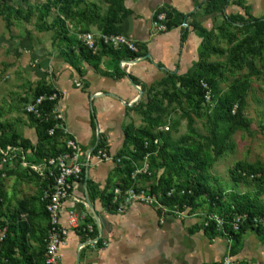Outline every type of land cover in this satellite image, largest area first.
Instances as JSON below:
<instances>
[{
	"label": "crops",
	"instance_id": "1",
	"mask_svg": "<svg viewBox=\"0 0 264 264\" xmlns=\"http://www.w3.org/2000/svg\"><path fill=\"white\" fill-rule=\"evenodd\" d=\"M238 1L231 0L225 14L242 13L236 7L245 3ZM123 4L127 13L116 27L137 42L136 56H125L116 62L96 50L99 58L94 67L79 55L78 43H73L77 37H70L66 49L67 54L72 52V58L68 59L67 54L63 59L55 57V65L52 58L47 60L43 55L40 61L55 73L53 87L59 93L56 108L64 135L75 139L82 151L98 141L114 156L133 150L125 142V128L144 125L140 124L142 118L134 105L146 101L149 89L160 88L167 74H187L199 59L202 37L187 23L194 18L203 28L214 32L215 24L223 20L221 13L206 7L205 0H123ZM245 5L251 12V6ZM158 8L187 15L186 25L181 22L162 31L153 30L152 19ZM90 26L94 28V24ZM91 32L97 33L96 27ZM119 178L116 164L102 161L90 165L84 176L73 182L71 196L62 206L61 221L66 223L67 213L73 207L79 223L94 224L96 234L71 230L59 249L61 264H207L218 262L227 254L237 261L264 262V241L255 232L248 230L238 242L230 243L219 230H206L203 213L200 215L196 208H190L188 216L177 217L155 205L139 202L129 204L122 212L108 207L104 195L120 183ZM74 198L79 201L74 202ZM95 215L102 222L98 223Z\"/></svg>",
	"mask_w": 264,
	"mask_h": 264
},
{
	"label": "rangeland",
	"instance_id": "2",
	"mask_svg": "<svg viewBox=\"0 0 264 264\" xmlns=\"http://www.w3.org/2000/svg\"><path fill=\"white\" fill-rule=\"evenodd\" d=\"M238 2L249 4L252 8L251 14L255 17L264 15V0ZM44 3L45 0H10L6 5L0 3V134L9 138L14 133L20 138L26 136L32 139L33 142L29 140L31 146H19L24 152L25 162L29 164L38 163V155L50 151L47 142L39 144L34 136V121L28 118L25 110L26 104L35 97V92L41 85H50L55 90V73L40 61L46 55L47 60L52 58V62L56 63L53 60L55 57L63 59L68 53L66 45H69L70 37H77L78 40H73L76 44L82 33L95 30V24L91 28L80 19V10L88 7L103 14L108 6L107 0H69L67 7L52 4L44 10ZM15 9L21 10L23 15H17ZM236 9L241 14L244 13L242 7L237 6ZM222 21L215 24V31L208 36V49L202 50L203 60L218 67L212 76L215 93L211 89L213 95L210 100L205 99L196 110L184 97H180L177 103L166 104L162 101L166 107L163 118L173 139L188 134L186 115L192 117L193 128L197 134L209 135L211 123L208 117L213 114L217 97L232 84L246 81L244 98L236 102L235 112L239 109L249 125L245 129L234 131L231 147L223 150L206 168L207 183L221 194L224 204L230 202L234 193H248L264 212V182H259V172H254L239 182H235L230 174L237 162L264 169V40L259 42L251 31L236 26L227 27L229 35L227 32L222 33L218 31ZM96 30L99 32L97 28ZM241 42L238 51L232 54V47ZM210 48L213 50H209ZM232 55L234 60L231 59ZM159 89L156 88L154 93H159ZM58 113L55 105L51 116L54 118ZM142 123L143 119L140 124ZM66 138L64 135L58 139L57 146L65 147ZM19 140L16 142L19 143ZM204 150L211 153L210 148L204 147ZM17 151H10L7 162L0 163L1 220L14 225L16 234L19 230H24L25 253L30 255L40 249L39 240L45 232L46 220L41 213V181L32 170L20 164L21 158ZM162 172V169L154 171L150 175V181L160 179ZM176 174L171 173L173 181H184L183 176ZM196 209L203 215L205 211L212 212H209L210 205L206 197ZM215 209L216 207L213 208ZM257 220L264 222V217ZM259 240L263 242L264 238ZM240 263L264 264L249 260H242Z\"/></svg>",
	"mask_w": 264,
	"mask_h": 264
},
{
	"label": "trees",
	"instance_id": "3",
	"mask_svg": "<svg viewBox=\"0 0 264 264\" xmlns=\"http://www.w3.org/2000/svg\"><path fill=\"white\" fill-rule=\"evenodd\" d=\"M10 0H0L2 5H6ZM26 2L27 0H20ZM69 0H45L44 10H47L50 5L56 6L62 5L68 6ZM108 6L103 14L92 11L86 7L78 12V16L85 24H95L100 33H120L116 27V23L119 21L122 15L127 13L124 7L123 0H107ZM206 7L211 10L217 11L223 15V21L220 32L229 35L227 27L236 26L237 28L247 29L252 32L259 42L264 40V15L261 17H255L250 12V7L245 4H240L244 9V13H229L225 14V8L230 5L231 0H205ZM65 11L68 9H64ZM94 10V9H93ZM163 10L167 14V21L165 22L166 28L171 27L174 24L187 23V15L181 13L166 11L164 8H158ZM15 13L22 16L23 13L19 9H15ZM24 17V16H23ZM192 26L193 30L202 37V45L199 52V61L196 68L184 75L167 74L162 80L159 93L155 88L148 90L146 101H140L134 105V108L138 111L141 118L144 121V125L135 127L128 125L125 128V142L130 144L133 150L130 152H124L117 154L116 157H120L121 161L116 164V172L120 175L119 181L115 185H121L127 187L131 184H138L140 181H150V175L154 171L162 169L160 179L157 181H150L147 185L151 193H159L161 202L167 205L169 208L174 206L182 209L183 205L191 209H195L200 206L201 200L206 197L207 203L210 205L209 212H215L226 221H231L234 215H245V219L239 224L237 232L232 231L230 226L224 224V230L230 235L231 241L235 244L239 238L248 231L253 230L260 238H264V222H260L261 216L264 217V212L261 206L257 205L255 199L248 193H234L231 195L230 202L223 203L222 196L216 189L207 183L206 168L210 166L215 157L219 156L223 150L231 147V137L234 131L237 129H245L249 125V121L243 117L240 111H233L234 105H237V101H242L246 92L247 83L242 81L240 83L232 84L227 91L217 97L216 104L214 105V111L212 115H209L210 119V132L209 135L197 134L193 128V119L190 115H186L187 123V135L179 136L177 139H173L170 133L169 126L164 121V114L166 107L162 101L166 104L173 102H179L180 97H184L196 110L205 101V88L202 87L201 81L205 82L210 90L211 97L213 92L215 93V83L212 81V76L216 66L209 64L203 60L202 50L206 47V40L212 31L203 28L194 18L191 22L187 23ZM70 40V39H69ZM78 53L81 57L87 61L92 62L93 66H97L100 54H107L112 57L113 60L118 62L120 59L127 57H134L137 53L130 52L125 49H114L111 46L100 45L96 52H92L90 49L82 46L78 41ZM241 43H236L231 49V53L234 54L240 48ZM249 49V47H247ZM208 49V48H207ZM71 50V49H70ZM209 50H213L210 48ZM71 52V51H70ZM72 55L67 54V58ZM232 60L235 59L232 55ZM73 63L72 61H69ZM119 75L121 72L116 71ZM134 81L135 79L132 78ZM211 87V88H210ZM212 89V90H211ZM55 94L53 99H49V96ZM43 95L44 100L41 103V116L35 118L31 113H28V118L34 121V127L39 144L47 142L50 151L47 154H39L36 161H42L51 156L58 155L65 150V147L57 146L58 139L64 136L61 129L56 128L55 125L58 121L53 119L51 112L59 100V93L51 88L50 85H41L35 92V97ZM196 106V107H195ZM164 127L167 129H157ZM53 128V133L50 135L48 130ZM158 130V131H157ZM197 137V138H194ZM17 139L19 143L16 142ZM10 146H31L29 140L20 138L18 135L12 133L9 138L0 134V148ZM47 146V147H48ZM103 147L101 141H98L97 148ZM204 147L210 148L211 153L204 150ZM144 161L147 162L148 168L144 173H138L135 179L131 178V173L138 167H141ZM139 164V165H138ZM177 173L184 177V181L175 182L172 179L171 173ZM254 172H259V182L264 181V169L261 167H254L252 164L237 162L230 174L235 182L247 178L249 175H253ZM38 177V176H37ZM41 180L42 190L47 187L50 181ZM138 180V181H137ZM89 189L88 181L86 182ZM145 185V184H142ZM141 185V186H142ZM173 189V192L168 196L166 193ZM183 190V193L180 191ZM112 189L104 195L106 205L110 207ZM23 207V204H21ZM216 207L215 210L213 208ZM41 213L46 220L45 232L40 242V249L33 254H26L25 244V232L19 230L15 233V226L1 220V201H0V224L7 226V231L4 240L0 244V264H45L44 263V237L48 227L47 214L44 210L43 202L41 201ZM256 219V221L254 220ZM92 221V219H90ZM90 232V236H95V225ZM216 226L213 221H210L207 227V231L211 233L216 232ZM232 243V246L234 245Z\"/></svg>",
	"mask_w": 264,
	"mask_h": 264
},
{
	"label": "built area",
	"instance_id": "4",
	"mask_svg": "<svg viewBox=\"0 0 264 264\" xmlns=\"http://www.w3.org/2000/svg\"><path fill=\"white\" fill-rule=\"evenodd\" d=\"M167 21V14L163 10H156L152 19V29L156 31H162L166 29L165 22ZM186 25V23H183ZM79 42L82 46L95 52L100 45L111 46L114 49H125L133 53H137L139 45L135 40L126 36L123 33H93L90 31L84 32L79 37ZM124 65L125 61L121 62ZM201 85L205 88L204 97L206 100H210L211 93L206 83L201 81ZM55 94L49 96V99H53ZM45 96L39 95L34 97L25 106L27 113H31L35 117L41 116V103ZM235 105L233 111L235 110ZM61 116L55 115L57 124L56 128H59L65 133V128L61 123ZM60 119V120H59ZM49 134L53 133V128L48 130ZM97 145V144H96ZM95 145V146H96ZM95 146L82 151L75 141V139L67 137L65 142V150L58 155L43 159L38 163H27L24 160V152L19 146L14 147L7 145L5 148H0V163L5 164L10 156V151H17L20 154V164L24 167H28L34 173H36L42 180H48L47 187L42 190L40 199L43 202L44 210L47 214L48 227L44 237V263L45 264H61L60 261V247L65 243V240L71 230L77 234H84L92 232V224H81L79 223V215L76 213L73 207L67 213L66 223L61 221V212L63 203L70 198L72 184L76 180H80L84 176V172L93 163H99L102 161H113L118 163L121 161L120 157L111 155L103 149V147L95 149ZM148 165L144 161L141 167L136 168L131 173V178L135 179L138 173H144L147 171ZM110 206L117 212L124 211L127 206L134 202H139L148 205H155L162 211L170 212L177 217L188 216L187 212L190 210L187 205H183L182 209L174 206L169 208L160 202L161 195L159 193H151L147 185H136L131 184L127 187H123L120 184L115 185L112 188ZM173 192L170 189L166 194L169 196ZM183 193V190L180 191ZM79 200L74 198V202ZM206 225L213 221L217 230L223 235L227 236L228 241L231 243L230 235L224 230V224L230 226L232 231L237 232L239 224L245 219V215L237 214L234 215L231 221H226L224 218L219 216L217 213H204ZM256 221V219H254ZM100 223V222H98ZM7 226L0 224V244L5 238ZM95 239V238H94ZM94 240V242H98ZM106 245V242H103ZM81 247V246H80ZM79 247V248H80ZM241 261H237L229 254L225 255L220 261L212 262L207 264H242ZM250 264V263H249Z\"/></svg>",
	"mask_w": 264,
	"mask_h": 264
},
{
	"label": "water",
	"instance_id": "5",
	"mask_svg": "<svg viewBox=\"0 0 264 264\" xmlns=\"http://www.w3.org/2000/svg\"><path fill=\"white\" fill-rule=\"evenodd\" d=\"M94 217H95V219L97 220V222H102V219L99 218L97 215H95ZM77 264H78V263H77Z\"/></svg>",
	"mask_w": 264,
	"mask_h": 264
}]
</instances>
